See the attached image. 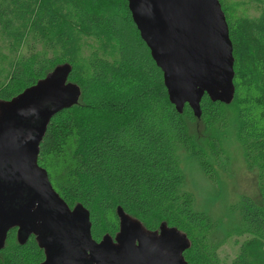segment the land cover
Masks as SVG:
<instances>
[{
  "label": "trees",
  "instance_id": "trees-1",
  "mask_svg": "<svg viewBox=\"0 0 264 264\" xmlns=\"http://www.w3.org/2000/svg\"><path fill=\"white\" fill-rule=\"evenodd\" d=\"M219 2L234 58L230 104L259 190L258 200L244 196L233 207L242 240L227 264H264V0ZM87 40L96 47L86 57ZM23 48L27 54L19 59ZM0 59L7 61L0 65V100L5 101L63 63L72 66L68 81L80 88L79 100L117 76L135 80L126 96L129 114L124 124L87 140L75 105L64 109L50 120L37 163L70 208L79 203L89 211L95 241L116 234V208L121 207L148 230L155 231L165 222L184 232L191 242L183 253L187 264H226L212 239L215 224L195 208L193 195L185 189L184 165L191 159L206 181H216L193 130L229 129L227 105L204 95L200 118L188 105L182 113L176 111L162 71L132 21L127 0H0ZM209 143L212 155L220 159L217 141L211 138ZM43 260L33 236L19 245L16 229L8 232L0 264Z\"/></svg>",
  "mask_w": 264,
  "mask_h": 264
},
{
  "label": "water",
  "instance_id": "water-1",
  "mask_svg": "<svg viewBox=\"0 0 264 264\" xmlns=\"http://www.w3.org/2000/svg\"><path fill=\"white\" fill-rule=\"evenodd\" d=\"M141 39L162 71L169 102L188 105L200 118V102L230 104L234 97L233 49L219 0H127ZM72 66H55L11 100H0V251L16 229L24 245L33 236L41 264H187V235L162 222L146 229L116 208L114 236L95 241L89 211L70 208L37 163L40 143L57 113L76 105L80 88L68 82Z\"/></svg>",
  "mask_w": 264,
  "mask_h": 264
},
{
  "label": "rangeland",
  "instance_id": "rangeland-1",
  "mask_svg": "<svg viewBox=\"0 0 264 264\" xmlns=\"http://www.w3.org/2000/svg\"><path fill=\"white\" fill-rule=\"evenodd\" d=\"M246 1V0H234ZM95 42L87 40L83 54L88 56ZM27 52L23 48L17 57L20 59ZM7 61L0 59V65ZM70 82V81H68ZM72 83V82H71ZM135 80L126 75L113 79L111 84L96 85L84 99L75 105L85 139L91 140L97 135L113 129V126L124 124L129 114L127 104L128 91L135 86ZM75 84V83H74ZM127 104V106H126ZM229 129H213L204 132L203 129H194L197 145L204 150L207 160L212 167L216 181L208 182L194 168L190 159L189 165H184L186 174V191L194 197L195 208L206 213L215 224L213 242L217 244V253L222 263L229 261L237 254L242 238L238 235L239 217L233 207L244 196L253 200L259 199L257 172L248 168L245 160L242 141L239 138L235 107L228 104ZM214 138L220 149V159L212 155V146L209 140ZM189 159H185L187 162ZM101 231V235L105 234Z\"/></svg>",
  "mask_w": 264,
  "mask_h": 264
}]
</instances>
